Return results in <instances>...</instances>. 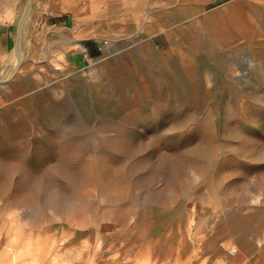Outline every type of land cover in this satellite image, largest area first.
Instances as JSON below:
<instances>
[{
  "label": "rangeland",
  "instance_id": "obj_1",
  "mask_svg": "<svg viewBox=\"0 0 264 264\" xmlns=\"http://www.w3.org/2000/svg\"><path fill=\"white\" fill-rule=\"evenodd\" d=\"M132 2L134 15L98 9L84 22L61 0L1 1L0 23L24 20L25 60L8 83L11 68L0 67V140L23 144L24 164L44 166L59 137L122 128L135 148L120 161L144 164L120 196L87 182L84 204L64 212L35 213L0 192V264H264V0ZM179 29L211 51L186 57L174 45ZM78 51L81 64L69 60ZM112 60L117 70L99 82L96 65ZM22 76L30 83L8 98ZM58 106L66 120L55 122L48 111ZM196 143L211 153L178 162L168 182L161 159ZM234 217L249 220L235 226Z\"/></svg>",
  "mask_w": 264,
  "mask_h": 264
},
{
  "label": "bare ground",
  "instance_id": "obj_2",
  "mask_svg": "<svg viewBox=\"0 0 264 264\" xmlns=\"http://www.w3.org/2000/svg\"><path fill=\"white\" fill-rule=\"evenodd\" d=\"M1 1L5 2L8 0H0V3ZM61 2H65L66 5H74L75 17H79V10H82V21L88 17V14L85 13L86 11L96 13L99 10H106L107 14H103L104 17H115V19L119 18V13L135 14L131 11V6L135 2L127 3V0H61ZM196 2L202 3L203 0H196ZM25 5H27V2ZM101 7L103 8L100 9ZM187 8H189L187 10L188 13L192 11L190 7ZM23 21L20 20V24ZM75 23H77V20ZM177 32L181 35L179 37L181 40L176 41L177 45H174L184 49L186 57L205 55L211 51L209 45L195 33L187 29L182 32L179 29ZM108 44H111V42L108 41ZM24 60V51L18 42L9 55L8 67L11 68V71L2 79L3 83L14 80L17 73L21 71V65ZM170 65L174 67L177 66V63L173 61ZM116 67L117 65H114L113 60L109 63L102 61L96 65V78L99 82H102L112 71L117 70ZM29 83L30 78L22 76L19 85L13 88L14 90H10L7 97H14L20 89ZM56 89L54 88V90ZM171 112L175 114L177 111L172 109ZM48 115L55 122L66 120L62 106L52 108L48 111ZM135 115L136 113L130 112L128 119ZM121 129L119 128L118 133L109 137L96 138L91 135L80 138L68 136L62 139L59 137L55 140L54 158L44 166H41V164H24V145L11 143L6 138H2L0 140V192L11 189L14 194L13 198L25 203L35 213L39 210L38 208L42 210L45 205L62 210V212L77 204L83 205L85 201L81 188L85 183L91 181L98 182L101 192L106 194L107 197L120 196L122 186L126 183L127 177L132 176V173L135 170H139L144 164L143 161L132 162L131 164L126 161H120L123 157L128 158L131 156L135 148V146L128 143ZM198 129L202 135H209V127L206 122L199 124ZM209 153H211V147L203 143H196V145L186 148L171 157L162 158L161 165L165 169L168 182L174 180L175 173L179 170L178 162L193 161L195 157L199 155L207 156ZM118 155H121V158ZM17 171L20 176L15 181L13 175ZM148 176L135 177V184L144 185ZM248 220L249 217H234L231 223L235 226H241Z\"/></svg>",
  "mask_w": 264,
  "mask_h": 264
},
{
  "label": "crops",
  "instance_id": "obj_3",
  "mask_svg": "<svg viewBox=\"0 0 264 264\" xmlns=\"http://www.w3.org/2000/svg\"><path fill=\"white\" fill-rule=\"evenodd\" d=\"M20 29V23H0V67H8L9 54L15 48L17 42V33ZM85 50V47L82 48ZM88 52V51H87ZM88 54V53H87ZM69 60L76 64H81L85 61L82 51H78L69 57ZM6 88V86H5Z\"/></svg>",
  "mask_w": 264,
  "mask_h": 264
},
{
  "label": "trees",
  "instance_id": "obj_4",
  "mask_svg": "<svg viewBox=\"0 0 264 264\" xmlns=\"http://www.w3.org/2000/svg\"><path fill=\"white\" fill-rule=\"evenodd\" d=\"M91 55L93 56V55H95L94 53H91Z\"/></svg>",
  "mask_w": 264,
  "mask_h": 264
}]
</instances>
